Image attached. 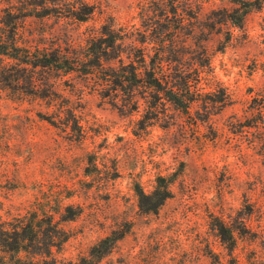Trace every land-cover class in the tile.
Segmentation results:
<instances>
[{
  "label": "rangeland",
  "instance_id": "374dc122",
  "mask_svg": "<svg viewBox=\"0 0 264 264\" xmlns=\"http://www.w3.org/2000/svg\"><path fill=\"white\" fill-rule=\"evenodd\" d=\"M85 1L94 12L83 22L21 17L18 42L80 53L102 25L172 39L187 67L208 59L196 100L185 113L142 86L134 109L126 96H104L97 76L47 69L35 73L52 83L43 98L0 83V222L51 215L66 233L52 249L57 261L87 256L128 225L95 264H264V0H247L239 27L225 21L239 0ZM8 2L32 4L0 0V17ZM158 176L171 197L143 213L136 185L151 192ZM219 222L233 231L232 249Z\"/></svg>",
  "mask_w": 264,
  "mask_h": 264
},
{
  "label": "trees",
  "instance_id": "16d2710c",
  "mask_svg": "<svg viewBox=\"0 0 264 264\" xmlns=\"http://www.w3.org/2000/svg\"><path fill=\"white\" fill-rule=\"evenodd\" d=\"M261 1L257 0L256 4ZM7 4L0 17V83L4 88L43 98L47 95H41L42 90L50 89L52 83L37 78L35 73L47 69L97 76V85L105 91L104 96L116 101L118 97L126 96L134 109L139 101L137 90L142 86L153 92L154 99L164 98L185 113L196 100L193 89L199 81V67L205 66L208 59L187 67L186 55L178 56L176 50L173 53L172 39L158 36L147 39L145 33H141L138 40L131 39L119 29L102 25L89 37L80 53L70 54L60 47L31 51L21 45L16 36L21 17L55 14L83 22L92 15L94 6L85 0H32V4L24 9L10 2ZM250 4L247 0H239L231 11L225 10V21L241 26ZM172 12H175L174 7ZM44 118L55 124L50 117ZM75 126L73 122L71 129L75 130ZM135 191L138 207L143 213L156 212L171 197L170 181L165 176L157 177L151 192H145L138 185ZM65 212L63 218L67 220L77 215L70 207ZM128 227L111 231L90 247L87 256L77 261H57L52 256V249L59 247L66 239V233L51 215L42 217L33 212L13 222H0V264H95L125 235ZM217 230L223 242L232 249L235 242L232 229L219 222Z\"/></svg>",
  "mask_w": 264,
  "mask_h": 264
}]
</instances>
